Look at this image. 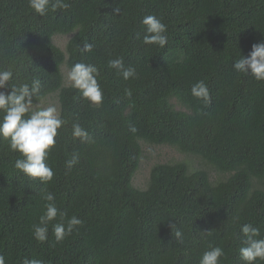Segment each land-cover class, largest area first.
I'll use <instances>...</instances> for the list:
<instances>
[{
	"label": "trees",
	"instance_id": "trees-1",
	"mask_svg": "<svg viewBox=\"0 0 264 264\" xmlns=\"http://www.w3.org/2000/svg\"><path fill=\"white\" fill-rule=\"evenodd\" d=\"M66 2V10L39 16L27 0H0V69L11 68L9 83L16 86L39 79L34 103L52 95L65 121L46 161L54 172L46 185L16 170L19 153L0 139L5 264L25 258L44 264H199L210 246L223 249L220 264H245L241 225L251 223L264 238V81L237 73L233 64L264 40V0ZM146 15L166 25L164 48L143 43ZM61 36L70 37L64 50L53 41ZM121 57L135 77L124 80L108 67ZM78 62L98 68V106L64 85L61 66L69 71ZM201 80L209 104L191 95ZM75 123L88 131L87 142L73 138ZM144 144L192 157L198 170L157 163L145 187L137 188L132 178ZM74 154L78 162L68 170ZM45 192L61 212L82 221L61 243H55L51 224L47 241L32 235Z\"/></svg>",
	"mask_w": 264,
	"mask_h": 264
},
{
	"label": "clouds",
	"instance_id": "clouds-1",
	"mask_svg": "<svg viewBox=\"0 0 264 264\" xmlns=\"http://www.w3.org/2000/svg\"><path fill=\"white\" fill-rule=\"evenodd\" d=\"M28 6L35 14L45 16L49 11L66 10L69 4L66 0H27ZM120 13V9L114 10ZM143 43L164 48L167 44L166 25L155 15L143 17ZM139 38V36H138ZM92 45L85 44L84 51L91 52ZM108 67L114 69L124 80L136 76L133 67H126L124 59L117 58L108 61ZM233 68L237 73L253 77L257 81H264V40L254 43L250 52L240 55L235 60ZM98 68L91 63H75L67 72V81L70 86L79 92L84 100L92 105H100L103 100L102 89L98 83ZM13 77L11 68L0 69V139L8 142L13 152L19 153L15 160L14 168L29 179H38L42 184H47L53 179L54 172L47 164V158L51 149L55 146V137L65 121L61 118L60 110L55 105L44 106L34 103L41 91V81L33 79L28 83L16 86L10 84ZM10 88V91L7 89ZM191 95L202 101L210 103V91L207 84L201 80L192 85ZM125 94L131 96V90L125 89ZM135 132V128L132 129ZM72 136L79 139L81 143L89 140L88 131L79 123L72 126ZM78 162V155L74 154L66 161V168L70 170ZM42 199L44 204L43 214L39 222L32 226L33 238L38 243L48 239L49 225H52V232L55 243H61L70 236L82 221L75 215L68 217L66 212H61L55 203V197L50 192H45ZM59 217V222L53 223ZM171 230L176 229L175 223H170ZM240 231L243 236L242 245L239 248V255L245 264H256L257 261L264 262V238L260 237V229L253 227L251 223L241 225ZM175 236L181 239L183 234L176 229ZM225 253L219 246H210L200 259L199 264H220ZM0 264H5V258L0 255ZM23 264H44L40 259L23 260Z\"/></svg>",
	"mask_w": 264,
	"mask_h": 264
},
{
	"label": "rangeland",
	"instance_id": "rangeland-1",
	"mask_svg": "<svg viewBox=\"0 0 264 264\" xmlns=\"http://www.w3.org/2000/svg\"><path fill=\"white\" fill-rule=\"evenodd\" d=\"M69 38H70L69 36H61V37H56L53 41L59 48L64 50L65 45ZM65 65L66 64H63L61 66L63 81H64V85L70 86L69 82L67 81L68 69ZM51 96L52 95L47 96L40 104H43L44 106L51 104L58 107V103L56 102V99L53 96L52 97ZM144 146H142L143 158L140 163V168L139 170H137L138 172H136L134 177L132 178V184L137 188L145 187L146 182L148 180L149 171L151 167L157 163L179 162V163H184L187 166L191 165L190 171L198 170L195 167L198 166L199 163L197 160L193 159L192 157L181 156L176 151L170 148L146 146V144H144ZM211 176L214 175L211 174Z\"/></svg>",
	"mask_w": 264,
	"mask_h": 264
}]
</instances>
